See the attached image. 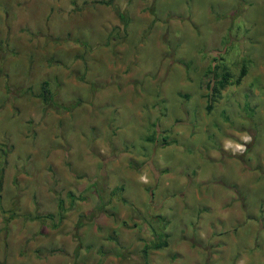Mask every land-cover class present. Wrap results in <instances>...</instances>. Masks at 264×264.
<instances>
[{"label":"rangeland","instance_id":"obj_1","mask_svg":"<svg viewBox=\"0 0 264 264\" xmlns=\"http://www.w3.org/2000/svg\"><path fill=\"white\" fill-rule=\"evenodd\" d=\"M157 207L263 260L264 0H0V264H135Z\"/></svg>","mask_w":264,"mask_h":264},{"label":"crops","instance_id":"obj_2","mask_svg":"<svg viewBox=\"0 0 264 264\" xmlns=\"http://www.w3.org/2000/svg\"><path fill=\"white\" fill-rule=\"evenodd\" d=\"M148 168L149 166L145 165V169H143V171L146 175L143 178L138 179V181L140 182V186H139L140 189L142 187L147 188L146 184L150 185L151 183L156 182L155 179L154 180L152 179V175L149 172ZM208 174H209L208 172H204V177L205 175L207 176ZM194 178L196 179L193 180L189 178L190 179L189 185H191V188L185 189L184 193L181 192L182 195H180V197L176 194L174 195V199H173L175 201L174 204L178 202L180 206V208H178L179 207L178 206L177 207L178 209H176L175 211L173 210L174 215L176 214L177 217H180V218L185 217L186 213L185 215H179L182 213V210H181L182 206L183 205L188 206V207L195 206V204L198 203L197 192L204 191V189L202 188L205 182L203 178H201V176L198 177L196 175L194 176ZM220 188H221L220 186L217 188L218 191L221 190ZM217 189L212 188L213 194H216ZM219 193H224V195H227V193L223 191H220ZM185 195L192 197V198L187 199V196ZM231 197L232 196H230V198ZM153 198L154 196L151 197L152 205H154L157 201H159V200L155 201ZM191 201L193 202V204H191ZM175 206L176 205H174V209H175ZM190 212H192L193 214L195 213V215L197 216H200L202 213L201 211H199V209H192ZM139 213L141 215V212ZM165 215H166L165 212H163V210L157 207V209L156 208L152 209L150 214L147 215L149 216V219H151L149 222H147L148 220L141 221V216L138 218V220H134L133 216L131 219L129 216L128 220H130L131 222H128V224H131L132 229H133L132 232H135L136 229L134 230V228L137 223L138 228L141 229V231H143L144 233L148 234L147 236L150 237V238H144V239L139 238L142 240V245L140 248L141 256L136 260V263L134 262L135 264H148V259L150 262L152 255H154L156 258L158 255L163 258L165 257L163 260H161L160 264H207V262H210V261L216 262V260H218L217 255L214 252L210 251V253L205 254L204 253L205 251L201 250V246H198V247L196 246L195 250L190 248L194 245L195 241H197L196 236H194V233H196L195 229L191 230L190 234H188L189 227H191V225L183 226V224L181 223L182 221L180 222L179 225H172V224H165V223L162 225H159V223L157 222L159 221V217H162ZM135 217L137 219L138 213H136ZM123 223L125 224V220H123ZM190 223L191 221L189 220L188 224ZM175 236H176V239H175ZM170 240L171 242H169ZM159 241L163 242V244L158 247H152L154 243L156 242L158 243ZM211 243L216 245V250L223 248V244L217 238H214ZM144 246H146L145 250H144ZM181 249H182V252H181L182 255L179 256V250ZM247 258H248L247 255H243V257H240V259L237 261V264H242V263L246 264L245 260H247V264H248ZM151 263H153L152 260H151ZM260 264H264V258L262 261H260Z\"/></svg>","mask_w":264,"mask_h":264},{"label":"trees","instance_id":"obj_3","mask_svg":"<svg viewBox=\"0 0 264 264\" xmlns=\"http://www.w3.org/2000/svg\"><path fill=\"white\" fill-rule=\"evenodd\" d=\"M119 17H120L121 19H123L122 14H119ZM244 73H245V66L242 65L241 68L239 69V72H238L236 78L234 79V82L237 83V82L240 80V78L244 75ZM228 80H229V78H228V74H227L226 72H224V73H222V74L220 75V77H219L218 79H216V80L214 81L213 84H211V81H207L205 85L207 86V88L209 89V91H213L214 93H215V92L217 93V92L219 91V89L222 88L223 85H224ZM44 83H46V82H43V84H44ZM37 95H38V96L40 97V99L43 100V101H46V99H49L50 96H51V94H49V90H48V88L44 87L43 85H42L41 90L39 91V93H38ZM210 95H211V92L208 94V103L206 104V109H210V108H211V105L209 104V100H211L212 97H211ZM120 189H121V187H118V188L116 187V188H114V190H117V191H119ZM113 194H114V192H113ZM121 200H123V199L121 198ZM59 202H60V201H59ZM59 202H58V205H59ZM162 244H163V242L159 241L158 243H157V242L154 243V244L152 245V247H158V246H160V245H162ZM145 248H146V246H144V250H145Z\"/></svg>","mask_w":264,"mask_h":264}]
</instances>
